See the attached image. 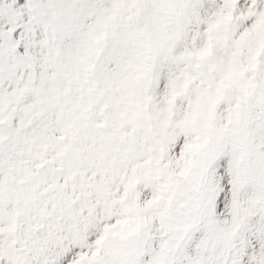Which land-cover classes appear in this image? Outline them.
<instances>
[{
    "label": "snow or ice",
    "instance_id": "obj_1",
    "mask_svg": "<svg viewBox=\"0 0 264 264\" xmlns=\"http://www.w3.org/2000/svg\"><path fill=\"white\" fill-rule=\"evenodd\" d=\"M36 7L0 4V264H264V0L70 4L68 44Z\"/></svg>",
    "mask_w": 264,
    "mask_h": 264
},
{
    "label": "rangeland",
    "instance_id": "obj_2",
    "mask_svg": "<svg viewBox=\"0 0 264 264\" xmlns=\"http://www.w3.org/2000/svg\"><path fill=\"white\" fill-rule=\"evenodd\" d=\"M13 0H0V4H11ZM24 5L33 4L37 7L33 11V16L41 23L38 34L42 33L43 25H48L49 30L55 29L57 35L62 36V42L65 44L71 43L73 34L76 30L86 28L90 23L88 10L86 7L77 9L72 15L65 13L64 9L72 4L77 6H86L91 3V0H23ZM19 7V5H17ZM29 19V12L25 7L20 20H14L15 23H26ZM11 25L0 20V27L7 29ZM3 45V38L0 37V46Z\"/></svg>",
    "mask_w": 264,
    "mask_h": 264
}]
</instances>
